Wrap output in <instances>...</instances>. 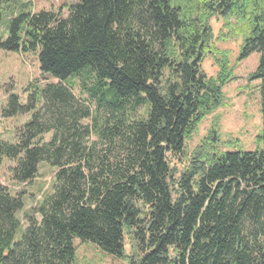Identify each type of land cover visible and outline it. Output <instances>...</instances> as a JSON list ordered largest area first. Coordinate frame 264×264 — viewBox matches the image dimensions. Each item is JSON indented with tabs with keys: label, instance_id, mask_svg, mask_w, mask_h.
<instances>
[{
	"label": "trees",
	"instance_id": "1",
	"mask_svg": "<svg viewBox=\"0 0 264 264\" xmlns=\"http://www.w3.org/2000/svg\"><path fill=\"white\" fill-rule=\"evenodd\" d=\"M236 11L246 20L236 61L258 54L256 149L217 152L207 138L186 157L185 142L231 78L226 53L210 44V21ZM0 50L35 54L56 81L35 87L27 105L10 96L1 112L30 113L15 142L0 141V163L15 162L12 181L30 183L41 163L56 171L23 229L22 194L0 185V264H74L76 239L121 260L126 236L136 264H264V0H75L66 16L22 10ZM207 55L215 78L201 69Z\"/></svg>",
	"mask_w": 264,
	"mask_h": 264
},
{
	"label": "rangeland",
	"instance_id": "2",
	"mask_svg": "<svg viewBox=\"0 0 264 264\" xmlns=\"http://www.w3.org/2000/svg\"><path fill=\"white\" fill-rule=\"evenodd\" d=\"M75 0H0V35L5 33L8 21L20 11L37 13L42 10L67 15L69 5ZM245 18L236 11L224 19L214 17L210 21L212 29L211 46L217 51L226 53L231 78L222 88L221 104L208 114L198 125L190 138L185 142V156L189 157L205 139H214L217 152L252 151L256 149L255 140L261 133L259 81L251 79L257 67L258 54L252 53L246 59L237 62L239 47L243 36L239 32L245 24ZM219 53V54H218ZM201 69L207 77L215 78L218 69L213 55H207L201 63ZM54 79L40 73L35 54L7 52L0 50V141L13 143L17 133L30 120V113L3 117L2 109L8 104L10 96L17 97L19 104L27 105L29 95L35 87L42 88L55 83ZM75 82V81H74ZM78 84L74 83L73 93L78 98ZM87 123V122H85ZM51 133L43 136L47 142ZM211 143V141H210ZM178 162L174 163L175 165ZM15 162L3 159L0 163V185L6 187L12 195L22 194L24 207L18 213L25 227L23 214L37 207L45 194L51 192L55 171L45 163L38 166L37 176L30 183L12 181L10 168ZM179 167L180 164H177ZM20 235L16 236L19 239ZM74 264H136L131 239L125 237V257L121 260L102 254L89 243L74 241Z\"/></svg>",
	"mask_w": 264,
	"mask_h": 264
}]
</instances>
